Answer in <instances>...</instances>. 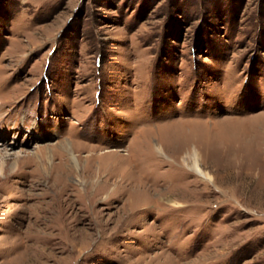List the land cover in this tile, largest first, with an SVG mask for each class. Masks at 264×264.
Returning a JSON list of instances; mask_svg holds the SVG:
<instances>
[{"label": "rangeland", "instance_id": "1", "mask_svg": "<svg viewBox=\"0 0 264 264\" xmlns=\"http://www.w3.org/2000/svg\"><path fill=\"white\" fill-rule=\"evenodd\" d=\"M10 152L0 264H264V0H0Z\"/></svg>", "mask_w": 264, "mask_h": 264}, {"label": "bare ground", "instance_id": "2", "mask_svg": "<svg viewBox=\"0 0 264 264\" xmlns=\"http://www.w3.org/2000/svg\"><path fill=\"white\" fill-rule=\"evenodd\" d=\"M163 148V147H162ZM160 146H157V150H159L160 152H163L164 150L162 149ZM68 150V149H66ZM71 151H69L71 153V159L74 160L76 163H78L77 160V156L75 153H73L72 149H70ZM109 152V150H107ZM185 155L182 156V160L185 161V163H187L188 165H191V167L201 176H203L205 179H210L212 178L209 172L204 171L201 168V161H200V152L198 149H193L190 151H185ZM7 154V153H6ZM10 155H13L14 158H12L13 162H10L9 159L5 156H2L1 158V162H0V173L5 175V173L7 172V167H9L10 171H16V169H18L20 162H21V158H18L19 156H24V155H19L17 152H10L8 153ZM39 154H33L31 156H38ZM202 157V156H201ZM42 160V159H41ZM74 162V163H75ZM76 166V165H75ZM19 170V169H18ZM80 170V169H79ZM13 175V174H12ZM57 184V183H56Z\"/></svg>", "mask_w": 264, "mask_h": 264}]
</instances>
